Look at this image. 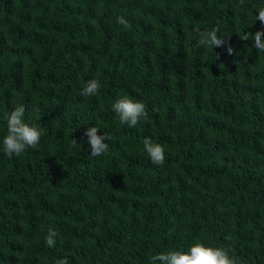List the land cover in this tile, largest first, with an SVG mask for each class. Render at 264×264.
Returning <instances> with one entry per match:
<instances>
[{"label": "trees", "instance_id": "obj_1", "mask_svg": "<svg viewBox=\"0 0 264 264\" xmlns=\"http://www.w3.org/2000/svg\"><path fill=\"white\" fill-rule=\"evenodd\" d=\"M260 7L0 0V264H149L197 241L264 264V52L240 39L264 27ZM197 27H218L225 45L198 44ZM91 79L98 93L81 95ZM123 95L145 105L135 127L112 110ZM20 105L42 135L10 158L2 141ZM88 127L112 137L101 156ZM146 137L164 147L163 165Z\"/></svg>", "mask_w": 264, "mask_h": 264}, {"label": "clouds", "instance_id": "obj_2", "mask_svg": "<svg viewBox=\"0 0 264 264\" xmlns=\"http://www.w3.org/2000/svg\"><path fill=\"white\" fill-rule=\"evenodd\" d=\"M243 3V0H240ZM256 20L264 26V7L257 11ZM116 23L125 28L130 27L129 21L123 15L116 17ZM200 35L198 44L208 45L209 47H221L225 45V40L217 35L219 28L213 27L210 31H200L195 29ZM251 36L252 46L259 52H264V27L257 30L254 34H246L240 37L247 41ZM229 54L233 53V48L227 47ZM100 83L96 79L88 80L81 89V95L86 97L95 96ZM112 110L119 119L120 124L129 127H135L142 118L147 117L145 105L142 102L134 101L127 95L119 96L112 104ZM26 112L24 105L14 108L8 116L7 135L4 136L2 144L3 151L10 158L15 154L21 155L26 149H36L40 142L42 132L40 128L26 123L23 119ZM86 143L90 147V155L98 157L107 152L109 144L106 140L112 139L108 135H98V127H88L84 132ZM84 137L81 139L83 140ZM144 151L148 154L150 161L154 165H163L165 163V150L159 143H154L150 138L143 140ZM56 232L49 228L45 236V243L49 247L55 245ZM55 264H68L67 257L55 260ZM149 264H241V260L236 256L234 249L230 247H211L202 242L193 243L187 251L171 250L161 252L149 257Z\"/></svg>", "mask_w": 264, "mask_h": 264}]
</instances>
